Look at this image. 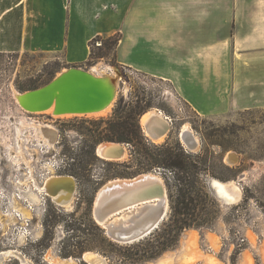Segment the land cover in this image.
Wrapping results in <instances>:
<instances>
[{"label": "rangeland", "instance_id": "374dc122", "mask_svg": "<svg viewBox=\"0 0 264 264\" xmlns=\"http://www.w3.org/2000/svg\"><path fill=\"white\" fill-rule=\"evenodd\" d=\"M114 38L101 37L93 46L95 60L79 67L98 73L95 68L99 66L100 71L108 69L112 76L120 75L114 103L104 114L54 116L52 111L26 112L15 94L40 88L69 67L56 55L0 53V194L16 167L12 158L27 164L30 160L36 162L37 158L31 156L36 154L35 149L40 156L38 161L46 154L60 157L62 173L76 178L78 185L69 208L48 203L47 213L41 217L44 224L41 239H33L22 247H10L11 238L0 231V253L5 252V258L12 257L7 252L18 248L20 256L25 258V262L20 256L11 260L2 258L0 264H91L85 259L89 252L101 255L107 264H156L162 257L178 264L175 260L187 251L191 235H196V245L192 247L196 260L189 264H213L208 261L210 258L214 264H264V69L224 72L223 85L211 96L216 97L217 103L209 105L208 115H201L178 95L171 83L114 64V49L107 47ZM138 102L146 109L138 119L143 141L145 137L152 143L147 144L149 149L157 151L169 145L177 152L184 150L194 157L199 168L207 170L199 178L213 199L214 208L206 211L199 205L198 212L202 218L211 212L212 223L185 229L173 247L169 243L174 220L168 185H172L174 173L158 165L144 166L147 157L136 153L138 148L127 143L114 141L126 147V156L121 160H105L97 154L100 145L111 142L98 139V134L107 132L111 121L129 112ZM151 111L164 114L171 124L162 142L151 139L142 126L143 116ZM22 117L27 125L22 126ZM42 124L52 130L53 141H46L48 151L39 145V135L34 129ZM186 125L198 143L195 148L183 141ZM74 162L79 164V175L73 172ZM147 173L163 178L169 197L168 215L158 229L140 241L126 244L111 239L94 216L99 190L110 181ZM214 179L230 187L227 186L236 203L231 205L216 194L210 186ZM3 201L6 199H1L0 206L4 205ZM160 242H168L170 247ZM158 245L166 250L155 259L136 262L123 257L130 253L142 257L150 248L151 252L156 251L154 246Z\"/></svg>", "mask_w": 264, "mask_h": 264}, {"label": "crops", "instance_id": "0c3cea01", "mask_svg": "<svg viewBox=\"0 0 264 264\" xmlns=\"http://www.w3.org/2000/svg\"><path fill=\"white\" fill-rule=\"evenodd\" d=\"M116 34L120 67L171 83L201 115L224 72L264 69V0H0V53L82 67Z\"/></svg>", "mask_w": 264, "mask_h": 264}, {"label": "bare ground", "instance_id": "6f19581e", "mask_svg": "<svg viewBox=\"0 0 264 264\" xmlns=\"http://www.w3.org/2000/svg\"><path fill=\"white\" fill-rule=\"evenodd\" d=\"M99 67V66H98ZM96 67V72L90 71L92 75L101 78V79H107L108 77H111V74L108 73L107 70L100 71V69ZM30 91V90H29ZM58 90H54V102L53 104L44 110H25L20 106V102L18 101L19 106L25 110L28 113H41L46 111H52V114L54 116H82V115H92V114H104L109 111L111 108V105L114 103V100L117 95V85L113 89L114 93V100L110 102L108 106L105 108L94 111V112H87V113H72V112H59L56 113V97L58 96ZM21 93H16V99ZM21 124L27 125V121L22 117L21 118ZM142 126L145 129L146 134L157 142H162L165 139V135L170 132L171 130V124L168 120H166V117H163L162 114L151 111L148 112L146 115L143 116L142 119ZM169 124V125H168ZM49 127V128H48ZM47 125H40L39 128H34L36 130V133L39 135L37 136V139L40 142H46V141H53L52 137V130H50V126ZM169 127V128H168ZM169 130V131H168ZM184 134H182L183 141L190 146V148H195L197 146V142L194 138V135L192 134L191 130L189 129V126L186 125L184 128ZM187 132V133H186ZM188 133L190 135H188ZM21 135V134H20ZM122 144H116L113 142H106L100 145L97 149V154L101 158H104L105 160H121L124 156H126L127 150L126 147L123 146V150L125 152L121 154V148ZM29 150V148H27ZM35 152H38L35 149ZM237 156L233 155L231 158L235 160ZM237 159V158H236ZM229 160V159H228ZM147 175L146 178H156L158 182L161 184L160 188L163 189V195L165 197L164 200V215H166L169 212V197L166 189V185L164 183V180H162L161 177H159L158 174L154 173H147L142 174ZM140 178H145V176H140ZM132 179H116L113 181H110L106 185H104L97 194L96 201H95V213L96 218L100 225H102L104 228H107L108 231H112L114 234H120V235H127L134 230H141L143 232L141 233H147L149 229L154 227L158 221L161 219L160 216V202H163L162 198L153 195V192L160 193L158 191V188L154 187L155 182L153 181H145L143 185H140L138 187H132L128 188L125 186L118 187V189H115L114 191H107L105 190L109 186H114L118 184H122L124 182H131ZM56 182V183H55ZM54 184H51L49 189L51 188L53 191L52 195L54 196V202L58 204L59 207L65 208L70 207L71 202L73 200L74 195L77 193L78 186L74 180L70 179H58L55 181ZM212 186L215 188L216 194L220 195L221 198L225 199L227 203L234 204L237 202L236 197L231 194L228 190L230 188L228 185V188L226 186V183H222L219 180H212ZM232 184V183H231ZM60 185V187H59ZM230 185V184H229ZM58 187V188H55ZM49 191V190H48ZM142 191H145V193H148L150 197L143 198L141 197ZM239 200V199H238ZM147 203L143 205L144 202ZM141 204V205H140ZM146 231V232H145ZM192 232V231H191ZM189 237V236H188ZM113 239V238H112ZM196 235H191L188 240V249L186 252H183L178 257V264H189L196 260V257H194V253H192V247L196 245ZM180 252V251H179ZM10 254V256L15 257L19 259L20 253L18 251L10 250L7 252V254ZM6 253L0 254V260L2 258H5ZM18 256V257H17ZM200 256V255H199ZM173 258V257H172ZM20 259L25 262V258L20 256ZM85 259L91 264H107V261L105 258H103L101 255L96 253H87L85 255ZM176 259V258H175ZM210 263H215L214 259L210 258L208 259ZM172 260L170 258L162 257L160 258L156 264H172ZM75 264V263H73ZM177 264V263H176Z\"/></svg>", "mask_w": 264, "mask_h": 264}, {"label": "trees", "instance_id": "16d2710c", "mask_svg": "<svg viewBox=\"0 0 264 264\" xmlns=\"http://www.w3.org/2000/svg\"><path fill=\"white\" fill-rule=\"evenodd\" d=\"M100 38L101 37H97L91 43L92 51L88 63H91L95 60V57L93 56L95 52L93 46L94 43H98ZM119 41L120 34H116L114 40L110 43H107L108 49H114V64H118L117 47ZM145 110L146 109L143 108L138 102V104L131 108L129 112L126 114H121L118 116L117 120L111 121L108 124V131L100 132L98 134L99 136L97 135V138L103 139L105 141H111L113 143L116 141L119 143L133 145L134 147L138 148L135 150L136 153L146 156L148 159V162L145 165L143 162H139V165H144L148 168L158 165L164 167L165 169L171 170V172L174 173L173 177L171 178L173 183L171 186L168 185L171 199L172 217L174 220V226H170L169 230V235L172 237L169 243H171V247H173L178 241L176 238H178L180 233L185 229H189L193 226H208L210 223H212V213L207 212V216L202 218L201 214L198 212V208L199 205L206 209V211L209 207L214 208V201L210 197L205 184L202 183L199 178V176L207 172V170L199 168L198 162L193 156L184 152V150L177 152L174 147L169 145L159 148L157 151H153L147 147V144L149 145L152 143H148L145 137V142L143 141L141 133L142 127H140V122L138 119L145 113ZM75 162L73 164V172L79 175V171L77 170L80 169L78 168L79 164H76ZM170 233L174 234L171 235ZM162 244L164 246L170 245L168 242H160V245ZM160 245L154 246L157 248L156 251L151 252L152 248H150V250L146 251L142 257H139L137 256L138 254L133 253L123 255V257L126 259V261L138 262L139 260H152L159 257L166 250L165 247ZM146 253L150 254L147 255Z\"/></svg>", "mask_w": 264, "mask_h": 264}, {"label": "built area", "instance_id": "2783aa9c", "mask_svg": "<svg viewBox=\"0 0 264 264\" xmlns=\"http://www.w3.org/2000/svg\"><path fill=\"white\" fill-rule=\"evenodd\" d=\"M38 142L41 147L44 146L47 151L50 150L46 142L39 140ZM52 154L49 157L46 154L40 161H38L40 157L38 152L35 155L31 154L34 160L37 159L36 162L30 160V164L20 159L15 161L12 158L16 167L7 178V187L0 194V203L2 198L6 199L3 201L4 205L0 206V231L11 238L10 247H22L33 239L42 238L44 224L41 222V217L47 213L48 203L52 202L57 208H61L53 200L52 189H49L51 184L58 179L67 178L74 180L77 184L76 178L62 173L63 160L56 154ZM17 249L12 250L18 251ZM11 258L14 257L7 256L5 260H11Z\"/></svg>", "mask_w": 264, "mask_h": 264}, {"label": "water", "instance_id": "95a60500", "mask_svg": "<svg viewBox=\"0 0 264 264\" xmlns=\"http://www.w3.org/2000/svg\"><path fill=\"white\" fill-rule=\"evenodd\" d=\"M118 74L117 77L112 76L107 79L98 78L89 70H85L79 67H69L58 74L53 80H51L46 85L30 90L24 93H21L17 98L20 102V106L25 110H44L49 108L54 102V90H58V96L56 97V113L59 112H72V113H87L99 111L114 100V93L112 92L116 85H118ZM167 120V119H166ZM169 125V124H168ZM169 128V127H168ZM169 131V130H168ZM187 133V132H186ZM188 135H190L188 133ZM118 145V143H116ZM123 146L121 148V154L124 153ZM140 176H145V178H140ZM147 175H138L130 180L131 182H124L122 184L109 186L105 190L114 191L118 187H138L143 185L145 181L155 182L154 187L158 188L160 192L153 195H157L162 198L163 202H160V216L161 219L158 223L149 229L147 233H141V230H134L133 232L127 235L114 234L112 231H108L107 228H104L106 234L112 239L126 244H131L137 241H140L151 235L153 231L159 228L161 222L166 218L168 213L164 215V200L163 189L160 188L161 184L156 178H146ZM162 178V177H161ZM68 179V178H67ZM163 179V178H162ZM66 180V179H65ZM72 180V179H70ZM210 181V186L215 191V188ZM60 187V185H59ZM58 188V187H55ZM104 188V187H103ZM102 188V189H103ZM101 189V190H102ZM55 190H51L53 193ZM141 197L148 198L150 195L142 191ZM146 204L147 202H139ZM141 205V204H140ZM94 216L96 218L95 207H94ZM98 221V220H97ZM141 231V232H140ZM146 232V231H145Z\"/></svg>", "mask_w": 264, "mask_h": 264}, {"label": "flooded vegetation", "instance_id": "af4514ba", "mask_svg": "<svg viewBox=\"0 0 264 264\" xmlns=\"http://www.w3.org/2000/svg\"><path fill=\"white\" fill-rule=\"evenodd\" d=\"M162 115H164V114H162ZM163 117H164V116H163ZM184 131H185V130L183 129V133H182V134H184ZM168 134H169V133H168ZM231 156H232V155H230V158H231Z\"/></svg>", "mask_w": 264, "mask_h": 264}]
</instances>
